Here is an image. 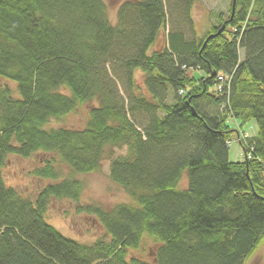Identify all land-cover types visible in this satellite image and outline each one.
<instances>
[{"label":"trees","instance_id":"16d2710c","mask_svg":"<svg viewBox=\"0 0 264 264\" xmlns=\"http://www.w3.org/2000/svg\"><path fill=\"white\" fill-rule=\"evenodd\" d=\"M197 1L127 0L114 24L105 0H0V78L18 93L0 84V264H246L264 242V0H229L202 35ZM84 106L82 128L49 127ZM230 119L259 126L242 162ZM37 154L50 182L31 198L4 168ZM104 161L132 202L81 204ZM53 200L105 235L62 234ZM147 240L152 260L132 256Z\"/></svg>","mask_w":264,"mask_h":264},{"label":"rangeland","instance_id":"374dc122","mask_svg":"<svg viewBox=\"0 0 264 264\" xmlns=\"http://www.w3.org/2000/svg\"><path fill=\"white\" fill-rule=\"evenodd\" d=\"M109 6V16L115 24L118 21V10L122 3L127 0H105ZM229 0H198L193 12L194 25L202 35L205 28L208 27V14L210 11H227ZM166 35V34H165ZM190 36V34H189ZM165 36H162V41ZM242 55V54H241ZM140 73V72H139ZM138 73V74H139ZM200 78L201 73L192 71ZM138 80L142 84V75H138ZM1 85H8L14 90V95L18 97L17 85L14 82L0 78ZM88 107L84 106L80 111L66 118L64 121H53L49 127L56 128L60 126L82 128L87 119ZM229 124L234 130H238L240 137H256L259 133V126L255 120L247 123L240 129L239 122L234 119L229 120ZM230 150L229 159L231 162H242L245 159L243 148L240 144L238 133L234 131L229 140ZM125 151H116L117 155L124 154ZM49 156L37 154L29 159H23L18 156H11L4 168L5 180L9 186L17 188L24 195L34 198L37 193L50 181L42 180L32 175V171L43 165L44 159ZM110 162L104 161L103 169L98 174L82 177L86 183V190L82 196L81 204L88 205L99 203L105 207L113 206L121 202H132L125 194L123 189L114 184L110 178ZM64 172L66 169L63 168ZM48 222L56 227L62 234L72 239L84 243H92L96 239L105 235V230L101 226L97 217L87 214H79L77 205L68 200H53L48 214ZM156 248L155 244L147 240L144 251H132V256H138L152 260V253ZM246 264H264V242L257 249L255 254Z\"/></svg>","mask_w":264,"mask_h":264},{"label":"water","instance_id":"95a60500","mask_svg":"<svg viewBox=\"0 0 264 264\" xmlns=\"http://www.w3.org/2000/svg\"><path fill=\"white\" fill-rule=\"evenodd\" d=\"M236 2H237V0H233V10H235ZM225 27H226V25H224V26L222 27V29L219 31L218 34L222 33V32L225 30ZM213 36H214V35L210 36L209 39H211ZM209 39H208V40H209ZM208 40H207L206 42H208Z\"/></svg>","mask_w":264,"mask_h":264},{"label":"built area","instance_id":"2783aa9c","mask_svg":"<svg viewBox=\"0 0 264 264\" xmlns=\"http://www.w3.org/2000/svg\"><path fill=\"white\" fill-rule=\"evenodd\" d=\"M220 80H221L222 82H225V81H226V79H224V77H220ZM219 90H220V91L222 90V86L219 87Z\"/></svg>","mask_w":264,"mask_h":264}]
</instances>
